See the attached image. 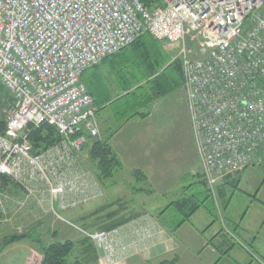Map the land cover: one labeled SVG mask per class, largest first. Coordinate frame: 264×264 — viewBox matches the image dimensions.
Instances as JSON below:
<instances>
[{"label": "built area", "instance_id": "built-area-1", "mask_svg": "<svg viewBox=\"0 0 264 264\" xmlns=\"http://www.w3.org/2000/svg\"><path fill=\"white\" fill-rule=\"evenodd\" d=\"M144 33L178 49L213 194L226 177L262 166L264 0H0V88L12 99L0 135V174L23 186L46 182L53 200L63 202L67 188L52 186V167L74 163L98 135V109L82 76ZM45 124L58 130L61 144L53 156H34L27 129ZM89 237L112 256L119 246L116 231Z\"/></svg>", "mask_w": 264, "mask_h": 264}, {"label": "crops", "instance_id": "crops-1", "mask_svg": "<svg viewBox=\"0 0 264 264\" xmlns=\"http://www.w3.org/2000/svg\"><path fill=\"white\" fill-rule=\"evenodd\" d=\"M148 37L146 43L156 46L153 50L161 53L157 56L161 61L157 57L119 60L134 45L82 76L98 109V136L91 140H108L122 163V169L104 183L90 171L89 181L99 197L86 203L92 205L87 211L98 203L101 208L90 212L89 218L103 216L87 226L116 231L124 250L118 251L114 264H158L175 258L177 264L185 259L190 264H264V217L257 218L255 225L250 220L255 209L264 210V176L256 186L258 167H253L221 180L213 194L214 215L209 212L204 171L194 170L201 160L182 70L175 65L176 48ZM159 62L161 71L176 69V81L160 83L164 80L157 78ZM146 83L171 92L144 106L137 88ZM87 147L91 148L86 146L82 153ZM134 182L148 187L137 188ZM189 199L199 208L181 223L180 214L169 207ZM95 252L86 259L89 264H109L102 251Z\"/></svg>", "mask_w": 264, "mask_h": 264}, {"label": "rangeland", "instance_id": "rangeland-1", "mask_svg": "<svg viewBox=\"0 0 264 264\" xmlns=\"http://www.w3.org/2000/svg\"><path fill=\"white\" fill-rule=\"evenodd\" d=\"M148 39V34H142L128 48L133 47L138 41H144L132 49L124 52V54L121 55V59L119 60H129L135 57L139 59H145L144 57H149L151 59L157 56L162 57L161 53L153 50L154 45L146 43ZM153 41L159 44H164L162 42L155 41L154 39ZM154 49L157 50L156 46H154ZM174 50L176 53L173 54L175 55V60L178 57V49L176 48ZM159 57L156 59H160L161 61V58ZM160 65L161 62H159V65L156 67L158 80H164L160 83L165 82L166 79H173L176 81V69L172 66L167 68L165 71H161ZM97 66L99 65H96L89 70ZM147 84L148 83H146L141 88H137V90H140L138 91L139 94H141L138 95L139 97L144 96L143 94L146 92H151V87ZM10 99L11 97L9 93L4 89H0V121L6 120V112L12 103ZM60 144L61 142L42 155H55V149H57ZM88 148L89 147L86 148L84 153H80L79 155L75 156V160L73 161L74 163L70 164L68 161H66L64 166L56 165L52 167L51 178L55 179V182L52 183V186H54L55 183H61L67 188L63 202L62 200H53L50 194L51 186L38 179L30 181L29 183L31 185L28 186L20 185V187L18 184L16 186V184L13 183L10 189L7 188L9 192H0V245L4 239L7 240L14 236L26 237L11 245H8L6 248H0V264H42L43 255L41 251L44 248H47L51 244L57 242L67 241L73 242L75 244V250L73 251L72 256L69 258L70 261H73L76 256H81V248H91L97 252L102 251L106 261L109 264H114L118 251L122 249L124 250V247L118 246L116 249L114 248L112 256V249L107 252H104V250H98L93 240L89 237V235L97 232L109 233L112 231H102L98 228L101 226H87V222H96L101 220L103 216L100 214V217L95 216V218H89L90 214L94 213L93 211L101 208V205L98 203L95 209L87 211V209L92 207V205L86 206L89 203L86 204L85 199H83V196L86 194L91 196L96 194V187L91 181H89V178H87V176L90 177V171L94 170L92 168L93 164L90 161V148L89 150ZM202 168V163L200 162L199 166L195 164L194 170L196 169L195 171L202 173ZM175 170L176 168L173 167V171ZM255 171L259 176V179L256 182L257 186L258 181H260L262 176H264V165L258 167ZM80 176H82V178ZM135 186L140 189H147V185L144 182H136ZM73 187L75 189L77 188L78 192H71L69 190ZM71 196H77L78 199L71 200ZM238 196L239 195L237 194V197ZM6 198L9 200L7 201ZM62 203L69 206H65L66 208H63ZM73 203H75V205L70 206ZM260 216L264 217V210L255 209L250 217L251 225L257 224V218ZM22 260L23 262H21ZM182 264L190 263L187 259H185L183 260Z\"/></svg>", "mask_w": 264, "mask_h": 264}, {"label": "trees", "instance_id": "trees-1", "mask_svg": "<svg viewBox=\"0 0 264 264\" xmlns=\"http://www.w3.org/2000/svg\"><path fill=\"white\" fill-rule=\"evenodd\" d=\"M138 41L135 45H138ZM175 65L178 69L182 70V65L180 61H176ZM2 89V88H0ZM150 93L146 92L142 96V103L144 106L149 105L152 102L159 100L162 97H165L171 92V90H166L164 86L153 85L150 89ZM12 101V99H10ZM12 104V103H11ZM6 130L5 120L0 121V134L4 135ZM27 133L30 139V142L33 146V155L40 156L48 150L52 149L61 142V136L58 130L55 127L49 125H42L39 128L33 126L27 129ZM98 136V135H97ZM96 136V137H97ZM94 137V138H96ZM86 146H91L90 148V161L93 164L92 173L96 176V179L100 183H104L107 180L113 178L114 174L122 169V163L117 155L114 153L112 146L108 140L98 141L91 140L88 138V143ZM85 146V147H86ZM142 177L143 174H141ZM17 182L8 176L0 174V192H9L11 185ZM20 186V184H18ZM21 187V186H20ZM23 187V186H22ZM206 202L210 204L207 206V209L211 214L214 215V206H213V192L208 187L206 183ZM14 190V189H13ZM1 196V194H0ZM3 197V196H2ZM8 201L9 199L6 198ZM199 208L198 204L193 200H184L181 202H176L170 205L169 209H174L182 217V222L185 223L189 218L197 211ZM26 238L25 236H14L10 239L3 240L0 248H6L8 245H11L18 240ZM2 248V249H3ZM89 248V247H87ZM75 250V244L73 242H57L51 244L47 248H44L41 252L43 255L42 264H89L87 258L89 255L95 254L94 249H84L81 248V256H76L73 261H70L69 258L72 256L73 251ZM1 251V249H0ZM158 264H177L176 258L173 260L162 261Z\"/></svg>", "mask_w": 264, "mask_h": 264}]
</instances>
